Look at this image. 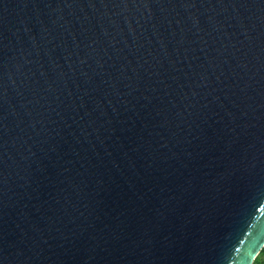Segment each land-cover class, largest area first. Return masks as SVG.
I'll return each instance as SVG.
<instances>
[{
    "label": "water",
    "instance_id": "water-1",
    "mask_svg": "<svg viewBox=\"0 0 264 264\" xmlns=\"http://www.w3.org/2000/svg\"><path fill=\"white\" fill-rule=\"evenodd\" d=\"M263 246L264 0H0V264Z\"/></svg>",
    "mask_w": 264,
    "mask_h": 264
},
{
    "label": "trees",
    "instance_id": "trees-1",
    "mask_svg": "<svg viewBox=\"0 0 264 264\" xmlns=\"http://www.w3.org/2000/svg\"><path fill=\"white\" fill-rule=\"evenodd\" d=\"M252 264H264V246L254 259Z\"/></svg>",
    "mask_w": 264,
    "mask_h": 264
}]
</instances>
